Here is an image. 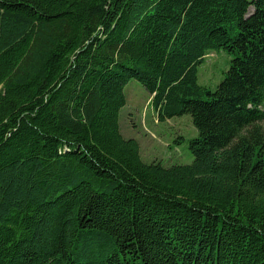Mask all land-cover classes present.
<instances>
[{
    "label": "trees",
    "instance_id": "obj_1",
    "mask_svg": "<svg viewBox=\"0 0 264 264\" xmlns=\"http://www.w3.org/2000/svg\"><path fill=\"white\" fill-rule=\"evenodd\" d=\"M131 80L192 164L123 137ZM0 264H264V0H0Z\"/></svg>",
    "mask_w": 264,
    "mask_h": 264
},
{
    "label": "rangeland",
    "instance_id": "obj_2",
    "mask_svg": "<svg viewBox=\"0 0 264 264\" xmlns=\"http://www.w3.org/2000/svg\"><path fill=\"white\" fill-rule=\"evenodd\" d=\"M232 57L223 50L211 51L198 70V83L216 90L230 68ZM126 106L120 112V132L126 140L134 139L140 146L144 163H159L170 168L190 165L194 161L190 141L198 131L190 116L175 117L159 122L151 105V95L137 80L125 88Z\"/></svg>",
    "mask_w": 264,
    "mask_h": 264
}]
</instances>
